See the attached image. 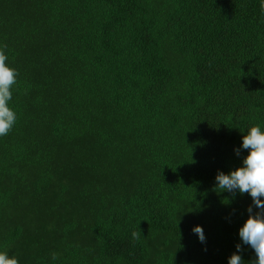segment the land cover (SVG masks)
Instances as JSON below:
<instances>
[{"label":"trees","instance_id":"1","mask_svg":"<svg viewBox=\"0 0 264 264\" xmlns=\"http://www.w3.org/2000/svg\"><path fill=\"white\" fill-rule=\"evenodd\" d=\"M2 45L19 75L0 251L228 264L239 243L256 259L239 236L251 196L214 186L242 165L247 130H264V0H0Z\"/></svg>","mask_w":264,"mask_h":264},{"label":"clouds","instance_id":"2","mask_svg":"<svg viewBox=\"0 0 264 264\" xmlns=\"http://www.w3.org/2000/svg\"><path fill=\"white\" fill-rule=\"evenodd\" d=\"M6 48L7 45L0 46V137L8 135L17 121V114L9 106V101L12 99V88L17 83L19 72L6 63ZM241 148L247 150L242 165L227 174L218 170L214 190L218 193L227 191L233 196L237 192L251 196L252 204L247 208L248 218L239 228V236L243 244L250 246L256 254V259L251 264H264V130L259 124L247 130L242 138ZM241 148L235 149L237 156L240 155ZM193 231L201 242L205 241L206 237L200 225H196ZM139 237L140 233H132L133 240ZM236 249L229 257L228 264H245L239 254L243 251L241 244L238 243ZM52 259H57L55 253L52 254ZM0 264H19V260L6 251H0Z\"/></svg>","mask_w":264,"mask_h":264}]
</instances>
